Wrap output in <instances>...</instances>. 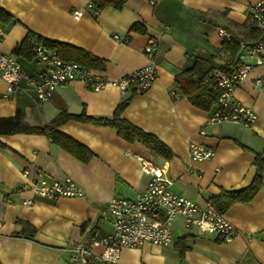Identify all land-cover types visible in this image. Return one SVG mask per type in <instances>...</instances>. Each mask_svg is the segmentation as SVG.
<instances>
[{
	"label": "crops",
	"instance_id": "obj_1",
	"mask_svg": "<svg viewBox=\"0 0 264 264\" xmlns=\"http://www.w3.org/2000/svg\"><path fill=\"white\" fill-rule=\"evenodd\" d=\"M258 1L126 0L121 11H93L92 0H0V10L13 17L9 25L0 23L2 54L15 57V49L32 31L105 61L104 70H91L112 81L147 64L144 52L151 41L159 48L158 78L142 94L131 91L123 96L112 87L94 92L73 82L46 102L29 85V78L40 73V64L36 59L28 62L16 57L26 76L20 83L22 91L9 99L3 97L7 83L0 77V118L21 111L27 123L43 126L56 119L63 106L71 115L85 112L92 117H111L120 104L131 99L121 118L157 137L174 155L166 160L140 143L124 140L114 129L72 121L60 131L91 152L87 164L47 136H1L0 264H67L69 250L90 231L100 237L112 233L111 225L103 220V207L115 198L137 200L145 192L151 177L142 169L143 158L174 182L175 193L200 206L223 190H242L253 182L255 153H264V68L252 69L234 92L235 100L257 115L250 127L208 124L215 112L194 107L176 91L175 78L203 55L226 62L228 48L220 29L240 44L254 43L248 14ZM77 10L83 12L82 17L75 18ZM135 26L142 30L135 31ZM245 57L237 55L242 66ZM191 144L213 149L215 156L192 163ZM42 179L61 184L71 180L83 196L49 200L35 195L32 183ZM27 201L32 204L26 205ZM224 215L237 231L230 243L187 231L178 221L173 227V246L145 244L124 249L121 264H264V180L252 202L235 204ZM181 238H185L182 243ZM179 243L188 247L183 259ZM93 250L101 253L103 248Z\"/></svg>",
	"mask_w": 264,
	"mask_h": 264
},
{
	"label": "built area",
	"instance_id": "obj_2",
	"mask_svg": "<svg viewBox=\"0 0 264 264\" xmlns=\"http://www.w3.org/2000/svg\"><path fill=\"white\" fill-rule=\"evenodd\" d=\"M83 12H74L75 18L82 17ZM248 21L252 31L260 35L252 44H241L239 54L254 60V64L243 63L238 71L216 69L210 73L213 81L211 93L217 98V110L208 124H235L250 127L257 120L256 113L236 101L234 92L247 79L254 68H264V0L252 4ZM221 39L233 42V36L225 29L219 30ZM118 40V37L116 38ZM125 42L128 39H124ZM158 45L151 41L145 47L147 64L117 80H108L104 75L87 69L78 63L64 61L56 50L44 42H37L34 48L35 59L41 66L40 73L29 78V85L37 92L39 100L46 102L60 88L70 83L81 82L89 90L100 92L109 87L117 89L121 95L129 92L142 94L146 92L158 78L157 54ZM24 69L18 59L12 55L0 53V77L7 83L5 99L22 91L20 83L25 77ZM258 85H262L257 81ZM189 156L192 163L206 162L215 156V150L204 145L191 144ZM142 169L151 177L145 192L137 200L121 198L112 199L103 207V220L112 227V233L100 237L90 231L82 241L69 250L67 264H121L124 249H137L145 244L168 248L174 245L173 227L181 222L187 231H196L204 236H216L223 242L234 240L237 231L219 213L211 201L205 206L182 197L173 191L174 182L150 160L141 159ZM194 173L193 169L188 170ZM28 171L24 174L28 175ZM35 195L49 200L60 198L82 197L81 188L67 180L64 184L38 180L31 187ZM27 201L26 205H31ZM102 247L97 253L94 247Z\"/></svg>",
	"mask_w": 264,
	"mask_h": 264
},
{
	"label": "trees",
	"instance_id": "obj_3",
	"mask_svg": "<svg viewBox=\"0 0 264 264\" xmlns=\"http://www.w3.org/2000/svg\"><path fill=\"white\" fill-rule=\"evenodd\" d=\"M91 5L93 11H101L107 8L121 11L126 5V0H92ZM12 21L13 17L10 14L0 10L1 24L9 25ZM134 30L141 31L142 29L135 26ZM250 37L256 41L259 39L260 35L254 31H250ZM37 42H44L49 47L56 50L64 61L78 63L87 69H105V61L97 59L89 53L71 45L54 42L41 36H37L32 31H28L25 40L15 49V57L21 61H33L35 59L34 48ZM224 44L228 48V59L226 62L219 63L216 57L209 54L203 55L196 60L189 70L177 74L175 78L176 91L180 92L182 96L187 98L194 107L202 111L215 112L218 107L217 98L211 93L214 83L208 78L210 73L216 69L238 71L242 68L237 61V55L241 44L236 41L234 37L233 42L224 41ZM130 100L131 99H128L120 104L111 117H92L85 112L78 116L71 115L63 106L58 117L43 126L30 125L25 121L22 112L18 111L13 117L0 118V137L17 134L47 136L56 146L63 149L79 161L87 164L93 157L91 152L71 137L63 134L60 131V128L71 121L95 124L114 129L124 140L131 143H140L157 156L166 160H171L174 155L169 147H167L161 140L151 134L143 132L138 127L121 118V115L129 105ZM0 146H2L1 143ZM254 167L256 169L255 178L247 188L238 191L223 190L217 198L211 200L219 213L226 214L235 204H248L253 201L263 186L264 153H255ZM183 239L185 238H181V243L183 242ZM187 249L188 247L184 243L179 245L178 251L181 259L184 258Z\"/></svg>",
	"mask_w": 264,
	"mask_h": 264
},
{
	"label": "rangeland",
	"instance_id": "obj_4",
	"mask_svg": "<svg viewBox=\"0 0 264 264\" xmlns=\"http://www.w3.org/2000/svg\"><path fill=\"white\" fill-rule=\"evenodd\" d=\"M245 58H246V60H247V61L245 60L246 63H250V62H251V60H250L249 57H245Z\"/></svg>",
	"mask_w": 264,
	"mask_h": 264
}]
</instances>
